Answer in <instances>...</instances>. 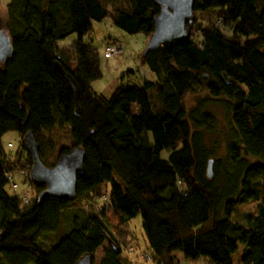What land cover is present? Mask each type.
<instances>
[{"label": "trees", "instance_id": "16d2710c", "mask_svg": "<svg viewBox=\"0 0 264 264\" xmlns=\"http://www.w3.org/2000/svg\"><path fill=\"white\" fill-rule=\"evenodd\" d=\"M123 1L115 9L99 0L6 2L8 20L0 27L12 53L0 62V105L6 89L20 81L25 114L0 124V133L14 128L34 134L56 121L68 123L73 144L83 148L74 196L102 202L98 213L72 216L68 229L43 248L38 236L58 227L68 199L35 194L24 202L7 194L0 163V264H71L84 252L92 261V251L108 238L115 247L106 240L98 264H123L120 243L103 221L105 210L117 222L139 213L143 251L154 264H180L173 249L207 264H264V0H193V10L214 9L212 25L191 23L187 36L139 52L152 78L120 81L129 67L118 72L108 94L95 92L89 82L101 75L97 48L83 37L91 20L108 15L125 32L145 36L152 28V0ZM72 32L68 46L57 44ZM55 61L76 81L77 113ZM47 84L49 103L43 105ZM194 84L221 104L222 125L202 107V98L185 106L183 94ZM10 155L11 169L27 175L28 154L21 159L16 148ZM249 198L254 211L242 213L243 223L231 219L235 205ZM238 242L243 246L234 262Z\"/></svg>", "mask_w": 264, "mask_h": 264}, {"label": "rangeland", "instance_id": "374dc122", "mask_svg": "<svg viewBox=\"0 0 264 264\" xmlns=\"http://www.w3.org/2000/svg\"><path fill=\"white\" fill-rule=\"evenodd\" d=\"M99 1L103 4H108L111 9L124 5L123 0ZM6 2L7 0H0V20L2 24L8 20ZM193 15L194 19L192 26L194 27L197 26V24L210 26L215 21L213 8L195 9L193 10ZM108 35L114 36L118 39L117 41L120 43L121 49L116 54L104 57L102 53V46L106 41H104L105 37ZM74 37L75 33L72 32L63 38L65 40H72ZM83 37L87 38L97 48L101 76L100 78H95V80L103 82V88H100V91L103 94H108L115 83L119 81L116 76L120 69H125L127 67H131L133 69L132 72H124L120 81L139 82L142 77L148 76V70H145L143 73L140 72V69H144L145 67L139 62L138 54L141 52L147 39V36H145L142 32H125L118 26L111 23L108 15H106L100 20H91V26ZM17 83V87H8L3 95V102L0 105V124L8 122L12 118V115L22 117L25 114V106L18 96V91L23 83L20 81ZM193 89L194 90L186 91L183 94V102L185 106L190 107L195 104L197 100L202 98V107L209 109L213 113L217 126L222 125L224 123V116L221 104L217 100L209 97L205 90L198 84H194ZM41 102L43 105H47L49 103L48 84L42 93ZM33 135L38 143L39 151L41 152L40 159L46 164H51L53 162L59 148L62 146L69 147L74 143V140L69 132V124L66 122L56 121L51 127L42 128ZM16 148L18 149L19 158L22 159L27 156V152L22 145L21 133L14 128L3 130L0 133V163L5 168L8 176V181L4 183L3 189L7 194L15 193L18 197H20L22 192H25L27 196L31 198L35 196L38 186L31 183L23 171L11 169L13 167V158L9 156H11L10 154L13 153ZM1 150H3L4 154L7 153L8 155H3ZM11 180L16 184L14 188L11 186ZM105 186L107 188L109 184L106 182ZM100 202H102L101 199L85 194L68 199L65 206L61 210L58 227L54 230L46 231L38 236L37 241L40 246L48 248L58 235L68 229L72 216L82 218L89 213H98V205ZM254 209L255 200L249 198L244 202L237 203L234 209L230 212V217L238 223H243L244 219L242 217V213L245 211L253 212ZM102 218L112 236L119 243H123L124 241L126 242V239L130 238V235L134 236V240H131L134 249L129 252L128 258L138 259L139 264H151L152 260L150 258H142L138 255L139 252H142L143 250L148 251V249L145 248V243L143 241L141 218L139 213L130 216L125 222H117L115 215L110 211L105 210ZM106 244V240L103 239L92 251V264L99 263V259L102 255V249L106 246ZM242 246V243L238 242L236 249L232 252L231 258L234 262L241 253ZM172 253L180 259L182 258L180 250L173 249ZM122 261L123 264H130L131 262V260L127 258H123ZM191 262L193 264H202L200 259Z\"/></svg>", "mask_w": 264, "mask_h": 264}, {"label": "water", "instance_id": "95a60500", "mask_svg": "<svg viewBox=\"0 0 264 264\" xmlns=\"http://www.w3.org/2000/svg\"><path fill=\"white\" fill-rule=\"evenodd\" d=\"M156 6L151 16L152 28L141 50V55L154 49L158 44L170 41L172 38L187 36L189 24L194 19L193 0H152ZM12 46L5 27H0V62L9 59ZM60 74L69 84L73 101L74 111L78 112L77 84L71 74L55 61ZM203 76L205 74L203 73ZM21 141L29 157L27 177L31 183L40 186L36 192V198L43 196L52 198L72 199L75 195V176L82 169L83 148L78 144H72L55 156L51 164H44L37 152V144L31 130L26 129L21 134ZM211 161L208 157L205 163V175H211ZM107 242L115 247L111 239ZM71 264H92L87 252L78 256Z\"/></svg>", "mask_w": 264, "mask_h": 264}, {"label": "built area", "instance_id": "2783aa9c", "mask_svg": "<svg viewBox=\"0 0 264 264\" xmlns=\"http://www.w3.org/2000/svg\"><path fill=\"white\" fill-rule=\"evenodd\" d=\"M218 20H219V19L217 18L216 21H218ZM120 49H121V45H120V43L117 41V39H115V38H108V39L104 42V44H103V46H102V53H103V55H105V56H109V55H111V54H116L117 52L120 51ZM7 177H8V176H7ZM15 185H16L15 182L11 180V186H12V188H14ZM20 200H21V201H24V202L28 200V196H27V194H26L25 192H22V193L20 194ZM120 248H121V251L123 252V254L125 255V257L128 258L129 252H130V251H133L134 246H133V244H131V243H127V244L120 243ZM138 255H139L140 257H142V258H149L148 253H147V252H144V251L139 252ZM202 264H207V263H202Z\"/></svg>", "mask_w": 264, "mask_h": 264}, {"label": "crops", "instance_id": "0c3cea01", "mask_svg": "<svg viewBox=\"0 0 264 264\" xmlns=\"http://www.w3.org/2000/svg\"><path fill=\"white\" fill-rule=\"evenodd\" d=\"M115 38V39H117L116 37H114V36H110V35H108L107 37H105V39H104V41L106 40V39H108V38ZM118 40V39H117ZM103 41V42H104ZM71 42V40H65L64 38H61V39H59V40H57V44L58 45H62V46H68L69 45V43ZM104 57H107V56H105V55H103ZM127 61V60H126ZM70 64H71V66H73L74 64H75V61L74 60H70ZM127 68H129V67H127ZM131 68V67H130ZM101 70V69H100ZM121 70H124V69H120V71ZM145 70H148L147 68H144V69H140V71H142V73L145 71ZM148 72H149V74H148V76L146 77V78H152L153 77V74L148 70ZM101 76V75H100ZM100 78V77H99ZM100 80H91L90 82H89V84H90V87H91V89L93 90V91H95V92H101L100 91V88H103V82H99ZM126 240H128V239H126ZM171 253H172V251H171ZM173 254V253H172ZM173 256L179 261V263L180 264H193L190 260H188V259H185V258H183V256H182V258L180 259L178 256H176V255H174L173 254ZM127 258V257H126ZM127 259H129V260H131V262H130V264L132 263V264H139L138 263V259H136V258H127ZM203 263V262H202ZM151 264H154L153 262H151Z\"/></svg>", "mask_w": 264, "mask_h": 264}]
</instances>
